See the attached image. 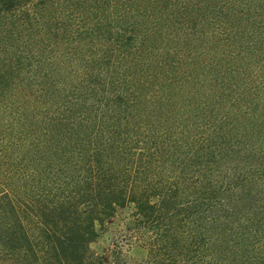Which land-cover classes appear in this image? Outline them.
<instances>
[{"label": "trees", "instance_id": "1", "mask_svg": "<svg viewBox=\"0 0 264 264\" xmlns=\"http://www.w3.org/2000/svg\"><path fill=\"white\" fill-rule=\"evenodd\" d=\"M0 264H264V0H0Z\"/></svg>", "mask_w": 264, "mask_h": 264}, {"label": "rangeland", "instance_id": "2", "mask_svg": "<svg viewBox=\"0 0 264 264\" xmlns=\"http://www.w3.org/2000/svg\"><path fill=\"white\" fill-rule=\"evenodd\" d=\"M134 206L119 209L115 216L104 224L97 223V237L91 243V250L97 255L107 252L109 255L121 253L128 263L145 260L148 249L144 241L145 233L140 235L134 231Z\"/></svg>", "mask_w": 264, "mask_h": 264}]
</instances>
